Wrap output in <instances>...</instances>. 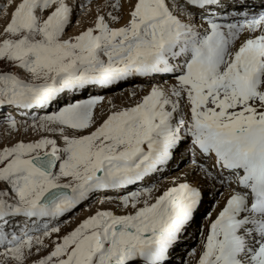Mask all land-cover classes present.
<instances>
[{
    "label": "snow or ice",
    "instance_id": "snow-or-ice-1",
    "mask_svg": "<svg viewBox=\"0 0 264 264\" xmlns=\"http://www.w3.org/2000/svg\"><path fill=\"white\" fill-rule=\"evenodd\" d=\"M0 20V264H264V0Z\"/></svg>",
    "mask_w": 264,
    "mask_h": 264
},
{
    "label": "rangeland",
    "instance_id": "rangeland-1",
    "mask_svg": "<svg viewBox=\"0 0 264 264\" xmlns=\"http://www.w3.org/2000/svg\"><path fill=\"white\" fill-rule=\"evenodd\" d=\"M4 2V0H0V3H3ZM0 22H2V20H0ZM70 31H71V29H70ZM112 93H107L106 95H108V96H110ZM117 95H118V93H117ZM116 102H118V103H120V101L119 100H117ZM8 140V142H14V141H12L10 138H6L5 137V135H4V132H3V129L2 128H0V142H4L5 140ZM176 173L174 172V173H172V175H175ZM206 208L205 209H207V208H209L210 207V205H209V203L206 201V203H205V205H204ZM87 207V205H85L84 207H81V208H79L75 213H73V216L72 217H70V220H71V224H72V226H75V224L76 223H79V222H76V221H80L81 219H83V217H84V215L86 214V210H85V208ZM88 213V212H87ZM85 218V217H84ZM202 220V219H201ZM76 222V223H75ZM201 223H203V220L201 221ZM190 243H194V242H190ZM182 250V249H181ZM180 249L178 250V252L179 251H181ZM182 252H183V250H182ZM184 255V253L183 254H178V256H183Z\"/></svg>",
    "mask_w": 264,
    "mask_h": 264
},
{
    "label": "bare ground",
    "instance_id": "bare-ground-1",
    "mask_svg": "<svg viewBox=\"0 0 264 264\" xmlns=\"http://www.w3.org/2000/svg\"><path fill=\"white\" fill-rule=\"evenodd\" d=\"M111 95H112V94H111ZM111 95H110V96H111ZM117 103H118V102H117ZM176 174H177V173H176ZM176 174H175V175H176ZM204 208H206V207L204 206ZM86 215H88L87 212H86V214L84 215V217H86ZM84 217H83V218H84ZM201 221H202V220H201ZM76 222H79V220L76 221ZM76 222H75V223H76ZM181 249L183 250V248H181ZM181 249H180V250H181ZM182 250L178 252L179 255L184 253V251L182 252Z\"/></svg>",
    "mask_w": 264,
    "mask_h": 264
}]
</instances>
